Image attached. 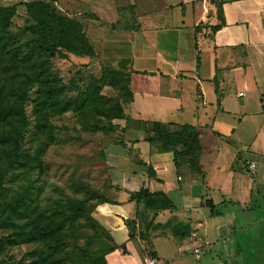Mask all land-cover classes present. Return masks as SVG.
Returning <instances> with one entry per match:
<instances>
[{"label": "crops", "instance_id": "obj_1", "mask_svg": "<svg viewBox=\"0 0 264 264\" xmlns=\"http://www.w3.org/2000/svg\"><path fill=\"white\" fill-rule=\"evenodd\" d=\"M69 5L77 9L92 58L128 74L125 117L112 119L124 138L105 148L120 197L93 212L113 246L105 264H145L147 257L158 264L187 250L217 256L221 243L241 229L264 247V0ZM136 121L194 126L201 141L204 133L214 138L201 143L213 152L199 157L201 172L187 162L175 165L173 153L156 150ZM141 188L157 191V208L146 206L152 213L145 224L135 215L143 202L128 200ZM143 227L150 247L143 244ZM232 244L230 255L238 257V241Z\"/></svg>", "mask_w": 264, "mask_h": 264}, {"label": "rangeland", "instance_id": "obj_2", "mask_svg": "<svg viewBox=\"0 0 264 264\" xmlns=\"http://www.w3.org/2000/svg\"><path fill=\"white\" fill-rule=\"evenodd\" d=\"M27 1L35 0H0V6ZM41 1L75 19L77 9L69 1L100 0ZM17 13L11 31L26 25L22 5H18ZM35 37L48 49L53 47L57 51L55 56L45 59L47 70L55 76L60 90L55 99L44 88H38L37 83L28 91L24 104L28 125L18 146L24 155L23 163H13L12 145L0 144V171L13 170L12 178L1 189L0 204L15 202L20 197L23 201L18 209L24 212L21 216L0 208V264H102L109 246L108 236L95 224L93 212L103 199L115 202L120 197L121 188L113 182V173L105 162V148L111 141L124 138L123 131H116L118 125L113 124L109 115L119 114L118 104L129 97L128 76L117 71L111 62L60 47L59 40L47 33L21 35L22 39ZM102 67L105 70L101 71ZM83 97L87 98L85 105L75 110L73 101ZM68 101L69 109L61 111ZM14 125H17L15 119L0 122V133H9ZM134 125L138 129L143 127L139 122ZM204 134L205 143L214 139L210 133ZM202 145L199 157L213 152L210 146L206 151ZM82 201L86 204L79 209ZM145 208L141 204L135 209L143 224L152 213ZM243 230L231 232V237L221 243L217 256L213 250L206 255L187 250L158 264H264V254L257 250L264 248L258 246L262 240L258 236L251 238ZM141 238L146 247L151 246L144 227ZM234 240L242 250L238 257L230 255L235 248Z\"/></svg>", "mask_w": 264, "mask_h": 264}, {"label": "trees", "instance_id": "obj_3", "mask_svg": "<svg viewBox=\"0 0 264 264\" xmlns=\"http://www.w3.org/2000/svg\"><path fill=\"white\" fill-rule=\"evenodd\" d=\"M18 5L24 7L26 25L17 31H11L10 25L13 17L18 14ZM218 26L219 24L215 25L214 28ZM27 32L47 33L50 37H56L59 40L60 47L82 55H94V50L85 34L82 23L76 18L61 14L50 3L35 0L0 6V122L15 119L17 123L9 133H0V144L12 145L13 163H23L22 158L24 155L18 151V146L28 125L24 104L31 86L37 83V87L44 88L43 91L53 99L58 96L60 90V86L55 83V76L47 70L45 59L46 56L50 58L55 56L57 51L53 47L50 49L45 47L44 42L37 37L22 39L21 35ZM168 35L173 36L174 45L172 50L175 51L177 32L171 30ZM105 68L102 67L101 71ZM127 91L129 95V90L127 89ZM86 101L87 98L84 97L80 101L75 99L73 101L76 103L75 110L82 108ZM126 102H128V99L118 104L119 114L109 115V118H124L122 103ZM69 104H71L70 101L62 105L61 111L68 110ZM136 122L143 125V137L150 141L156 150L173 153L175 165L180 162H187L193 172H201V165L199 164L201 140L198 136L201 132L200 129L188 124L179 125L157 121ZM147 172L152 174L151 167H148ZM12 173L13 170L0 171V192L4 188V182L12 178ZM129 199L157 208V191L151 192L146 188H141L139 191L131 193ZM22 201L23 199L19 197L15 202L1 203L0 208L3 211L10 210L14 214L23 216L24 212L18 209ZM102 202L110 201L103 199ZM85 204L86 201H82V203H79L78 208L83 209ZM95 224L100 226L96 220ZM129 235L132 236L131 233ZM111 249H113V246L109 245L105 253ZM148 254L153 255L150 250ZM102 264H105V260L102 261Z\"/></svg>", "mask_w": 264, "mask_h": 264}, {"label": "built area", "instance_id": "obj_4", "mask_svg": "<svg viewBox=\"0 0 264 264\" xmlns=\"http://www.w3.org/2000/svg\"><path fill=\"white\" fill-rule=\"evenodd\" d=\"M145 264H155V260L153 258L147 257L145 258Z\"/></svg>", "mask_w": 264, "mask_h": 264}]
</instances>
